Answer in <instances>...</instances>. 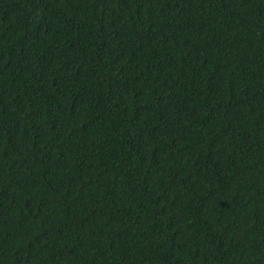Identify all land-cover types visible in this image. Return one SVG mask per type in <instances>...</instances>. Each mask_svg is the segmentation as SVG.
<instances>
[{
  "label": "trees",
  "instance_id": "trees-1",
  "mask_svg": "<svg viewBox=\"0 0 264 264\" xmlns=\"http://www.w3.org/2000/svg\"><path fill=\"white\" fill-rule=\"evenodd\" d=\"M0 264H264V0H0Z\"/></svg>",
  "mask_w": 264,
  "mask_h": 264
}]
</instances>
